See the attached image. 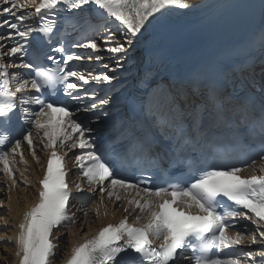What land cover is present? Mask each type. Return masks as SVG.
I'll return each mask as SVG.
<instances>
[{"label": "snow or ice", "instance_id": "1", "mask_svg": "<svg viewBox=\"0 0 264 264\" xmlns=\"http://www.w3.org/2000/svg\"><path fill=\"white\" fill-rule=\"evenodd\" d=\"M3 3L7 6L0 8V15L5 17L0 21V28L11 30L8 39L19 37L24 43H16L0 53L3 57L20 58V63H0V125L10 122L12 113L19 110L21 121L28 122L34 131L25 130L20 138L14 139L0 135V171L15 185L17 157L20 163L26 164L24 151L27 150L39 162L37 143L49 152L39 180L38 203L24 214L19 225L16 253L19 264H50L59 239L54 236V230L65 222H75L74 214L70 217L68 213L72 199L65 163L68 151H62L73 149L79 150L74 163L90 191H98L101 199L106 195L117 202L125 199L123 194H131L124 211L140 214L135 216V223H129L125 216L118 223L101 227L94 236L71 250L65 264H177L179 260L187 264H264V250L248 251L243 258L225 251L245 243L255 244L258 239L264 243V167L259 169L261 174L250 176L242 175L241 167H210L198 170L199 174L190 182L167 186L148 187L143 185L150 181L121 177L114 162L97 150L90 135L93 129L74 119L75 112L66 104L47 99L52 92H62L71 101H79L81 96L77 93L90 79L110 83L115 77L108 74L92 77L90 72L72 70L69 63L85 57L69 52L63 43L52 47V54L45 57L52 66L44 65L39 56L24 59L26 44L34 33L37 39L50 40L57 26L58 5L81 12L91 5L104 18L108 31L103 46L94 38L73 42L71 46L88 50V59H101V50L114 54L117 67H121V61L139 34L172 11L189 8V0H39V3L3 0ZM29 7L34 17L39 18L38 23L26 24V20L33 21L34 17L23 12L18 14V10ZM109 21L114 27L108 26ZM9 68L28 71L10 74ZM84 96L95 100V93L87 89ZM107 103V99L99 100L100 105ZM176 103L174 97L169 100L162 93L161 104L174 120ZM33 105L37 107H28ZM90 108H97V103H91ZM182 119L189 123L191 130L192 113ZM75 187L77 191H84L79 183ZM240 219L253 226L250 235L246 228L230 232Z\"/></svg>", "mask_w": 264, "mask_h": 264}, {"label": "bare ground", "instance_id": "2", "mask_svg": "<svg viewBox=\"0 0 264 264\" xmlns=\"http://www.w3.org/2000/svg\"><path fill=\"white\" fill-rule=\"evenodd\" d=\"M226 0H189L190 7L187 9H177L172 11L176 14L180 21H183L186 24L192 26L203 25L212 23L210 31L205 32L204 36L210 35L215 36L219 35L224 29V26L219 23L220 20L212 22V19H217L218 14L214 5L221 4V8L224 7V2ZM259 1V2H258ZM39 3V0H37ZM263 5L264 0H256L255 5ZM0 6H7L0 1ZM23 12L26 16H33L34 12L31 7L28 9L18 10V14ZM12 22L19 23L14 20L12 17H9ZM28 20L25 21V23ZM90 27V26H89ZM9 29V28H8ZM85 29V28H84ZM11 31V30H10ZM85 32V31H84ZM9 34V33H8ZM8 34L4 35L5 39L0 40V53L6 51L9 47L18 43L19 39L14 37L13 39H8ZM151 31L147 34L146 38L141 39L139 36L134 40L133 45L129 48L126 56L130 59V63L122 72L121 67H117L116 57L110 56L106 51L101 50L99 53L101 59H90L85 60L89 55V51L83 49L81 55L85 58L79 62V69L84 73H91L92 77H95L93 74L100 76L102 74H108L114 76L115 78L109 83L103 80H94L91 79L88 85H84L82 89L78 91V95L81 96L82 107H88L89 111L85 112L84 109L77 111L74 117L78 118L79 122L87 124L90 119H94V126L91 128L93 131H96L99 126H114L116 119H119V113H124L125 105L121 102L124 96H128L131 86L135 84L136 78L140 73V69L145 66L147 60L144 56L143 51H140V48L147 43ZM16 38V39H15ZM100 44L103 43L100 40H97ZM118 55V54H117ZM95 56V55H94ZM93 56V57H94ZM8 57L0 56V59L7 61ZM6 59V60H5ZM126 58H124L121 63H124ZM10 64V62L7 61ZM108 64L111 68L115 69L114 71L104 72L107 68H104V65ZM129 67V68H128ZM118 68V69H117ZM116 69L118 71H116ZM104 72V73H103ZM121 72V74L117 75ZM116 74V75H115ZM82 83V82H80ZM84 89H87L90 93H95V100L88 99L84 96ZM165 94V91L163 95ZM100 99H107L108 103L105 105H100ZM171 100L170 98H168ZM97 103V108L91 109V103ZM111 114V116H109ZM106 115V116H104ZM123 115V114H122ZM103 122L102 123V117ZM98 117V118H97ZM34 131V129L32 130ZM93 131L90 133L93 134ZM68 151L66 156V161L71 158L72 155L78 153V149L73 150H62ZM49 152L42 149V147L37 143V156L39 157V162L31 157V154L25 150L24 159L27 163H20L19 158L17 157V163L15 165L16 175L15 179L17 183L12 184V181L8 179L5 174L0 171V264H19V257L16 255L18 251V241L17 237L19 234V225L23 222L24 214L28 212L39 200V180L42 179L44 174V169L47 163V157ZM83 189L89 188L87 184H80ZM85 186V187H84ZM92 192V191H90ZM97 199L93 204L84 205L80 209L75 211L74 221L71 223L70 227L67 229L58 230L56 236L59 238L57 244L60 247V250L57 251L56 260H53V264H65L68 253L67 251L70 248H73L80 243H83L86 239L91 238L101 227L109 223H116L123 219L125 216L128 217L130 223H135V216L140 213H132L131 211L125 212L124 208L127 207V200L131 198V194H123L125 199L117 202L115 199H110L106 195L101 199L99 192H95ZM101 214V217H98L96 214ZM104 214V215H103ZM250 235V234H249ZM248 236H246V241ZM243 250L248 251H259L264 250V245L260 243L248 244L245 243L242 245ZM260 247V249H258ZM257 249V250H256ZM243 258V257H242ZM259 259V257H257Z\"/></svg>", "mask_w": 264, "mask_h": 264}]
</instances>
